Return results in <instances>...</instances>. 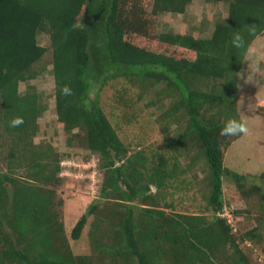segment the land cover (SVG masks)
I'll list each match as a JSON object with an SVG mask.
<instances>
[{
	"label": "trees",
	"instance_id": "obj_1",
	"mask_svg": "<svg viewBox=\"0 0 264 264\" xmlns=\"http://www.w3.org/2000/svg\"><path fill=\"white\" fill-rule=\"evenodd\" d=\"M192 1L0 0V143L6 144L0 264H251L241 243L253 242L256 228L239 231L220 214L222 179L234 182L244 197L259 194L261 208L264 191L256 183L246 189L245 176L223 164L225 148L239 135L223 136L220 129L228 119L242 120L235 73L251 42L264 35V0H208L226 2L227 12L207 36L156 32L158 14H183ZM85 9L89 23L83 21ZM40 31L49 46L37 42ZM129 31L156 38L162 49L133 43ZM236 31L244 39L240 48L231 44ZM47 51L57 120L68 136L80 137L96 153L102 172L98 196L68 237L54 201L58 153L32 139L45 108L31 85L18 90ZM114 82L117 107H132L136 96L151 109L163 136L160 147L131 149L121 139L118 123L99 103L100 91ZM65 85L70 94L63 93ZM15 116L24 123L11 127ZM182 152L199 154L207 167L210 218L173 211L170 189L183 171L177 164ZM258 178L264 185V168ZM88 217L90 251L74 253L71 240L80 238Z\"/></svg>",
	"mask_w": 264,
	"mask_h": 264
},
{
	"label": "rangeland",
	"instance_id": "obj_2",
	"mask_svg": "<svg viewBox=\"0 0 264 264\" xmlns=\"http://www.w3.org/2000/svg\"><path fill=\"white\" fill-rule=\"evenodd\" d=\"M227 3L208 0H193L183 14L163 12L157 15L156 32H189L195 37L207 36L213 24L226 17ZM84 13V10L83 12ZM79 14L78 17L82 15ZM127 38L133 43L144 47L161 50L162 45L156 38H149L135 32H128ZM37 42L45 47L49 46V37L44 31L37 34ZM35 75L26 82L18 83L19 92H23L29 84L39 96V103L45 109L37 117V129L33 142L49 145L56 150L59 156L60 182L53 185L54 201L59 202L57 209L62 218L65 233L68 237L70 228L86 206L98 196L99 183L102 172L98 169V156L80 143L78 138L68 136L58 122L54 109L53 78L50 72V52L47 51L34 65ZM246 69H258L257 86L245 83L236 77L238 93L236 109L239 117L246 123L247 133L230 139L229 145L223 152V164L233 171L245 176L246 189L251 184L264 185L258 178L259 172L264 168V35H258L248 46L241 65L240 72ZM113 82V80L108 83ZM114 85V86H113ZM105 85L99 93V103L107 117L114 124L118 123L117 132L125 144L133 149L137 146L154 149L160 147L163 140L157 124L153 121L151 109L135 101L130 108L116 105L114 101V88L119 85ZM93 88L90 96L93 95ZM153 93L148 94L153 97ZM132 112L137 116H133ZM124 120H128L127 122ZM1 137V134H0ZM70 139V140H68ZM7 143V142H6ZM5 143H0V167L4 164ZM181 153L178 156L179 169L178 182L171 188L169 198L172 200L173 211L186 213H205L211 217V209L207 206L209 185L206 179L208 174L204 160L199 154ZM152 190L154 187L152 186ZM264 193V192H263ZM222 211L234 228L245 230L255 227L257 238L242 242L243 252L251 264H264V204L261 208L259 194L250 193L243 196L236 188L234 182L223 177L222 179ZM172 211V212H173ZM91 217H88L79 239L71 240L74 253H87L90 251L87 231L90 227Z\"/></svg>",
	"mask_w": 264,
	"mask_h": 264
},
{
	"label": "clouds",
	"instance_id": "obj_3",
	"mask_svg": "<svg viewBox=\"0 0 264 264\" xmlns=\"http://www.w3.org/2000/svg\"><path fill=\"white\" fill-rule=\"evenodd\" d=\"M231 44L236 47L240 48L244 44L243 35L240 31H236L231 36ZM258 69H246L245 72H236L235 76L239 77L240 80H242L245 83H252L257 86L258 79H257V73ZM239 86V85H237ZM62 91L64 94H70L71 89L65 85L62 88ZM24 123L23 117L21 116H15L10 120V126L11 127H18ZM248 131L246 123L243 120L237 119V118H231L228 119L226 122H224L222 128L220 129V133L223 136H237L240 134H246Z\"/></svg>",
	"mask_w": 264,
	"mask_h": 264
},
{
	"label": "water",
	"instance_id": "obj_4",
	"mask_svg": "<svg viewBox=\"0 0 264 264\" xmlns=\"http://www.w3.org/2000/svg\"><path fill=\"white\" fill-rule=\"evenodd\" d=\"M97 15H95L96 17ZM83 21L86 23L88 22L89 23V15L87 14V11L86 9L84 10V18H83Z\"/></svg>",
	"mask_w": 264,
	"mask_h": 264
}]
</instances>
